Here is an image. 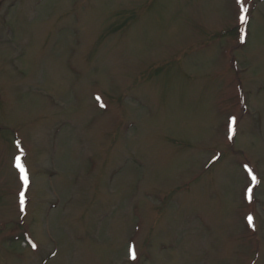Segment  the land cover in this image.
I'll use <instances>...</instances> for the list:
<instances>
[{"label":"rangeland","instance_id":"1","mask_svg":"<svg viewBox=\"0 0 264 264\" xmlns=\"http://www.w3.org/2000/svg\"><path fill=\"white\" fill-rule=\"evenodd\" d=\"M242 3L0 0V264H264V0Z\"/></svg>","mask_w":264,"mask_h":264},{"label":"snow or ice","instance_id":"2","mask_svg":"<svg viewBox=\"0 0 264 264\" xmlns=\"http://www.w3.org/2000/svg\"><path fill=\"white\" fill-rule=\"evenodd\" d=\"M236 2H237V4L240 5L239 17H238L239 18V22L241 24L247 23V17H246L245 14L247 13L248 9L246 7H244V5L242 3V0H236ZM240 38H241V41L243 42V38H244L243 32L241 33V37ZM235 123H236V121H235V118L233 117L231 119L230 123H229V126H228V133H229L228 139H232L233 138V135L235 133V128H234ZM17 167L19 168V171H20V179L23 182L24 187L26 188L28 183H29V177H28V174H27V171H26L25 167L23 166V164H21L19 162V157H17ZM245 167H247V166H245ZM248 171H249V173H251L250 169ZM256 179L257 178L255 176H252V181L253 182H255ZM250 191H251V189H249V192ZM19 196H20L21 210H23V205L25 203V193H24V191H21L19 193ZM248 221H249V223L252 222V217L251 216L248 217ZM33 247H35V245H33ZM131 255H132V258L135 259V252L134 251H132Z\"/></svg>","mask_w":264,"mask_h":264}]
</instances>
